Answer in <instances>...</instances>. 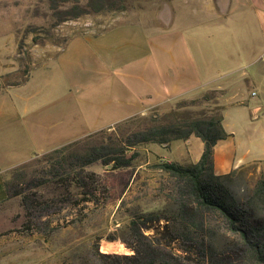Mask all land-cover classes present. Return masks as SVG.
<instances>
[{
  "label": "rangeland",
  "instance_id": "374dc122",
  "mask_svg": "<svg viewBox=\"0 0 264 264\" xmlns=\"http://www.w3.org/2000/svg\"><path fill=\"white\" fill-rule=\"evenodd\" d=\"M178 3L180 0H0V93L25 84L32 76L33 83L13 90L12 96L17 99L35 95L42 84L36 71L50 66L70 41L99 36L119 21L134 20L141 14H145L141 17L145 21L147 14L164 12L169 5L177 7ZM216 3L222 9L221 19L211 17L210 0L182 2L180 19L185 22L188 44L202 72L220 83L227 80L228 84L236 78L259 76L264 62L258 60L261 55L264 57V10L255 0H217ZM91 6L102 9L94 11ZM78 12L80 15L74 17ZM220 97L217 90L199 91L170 103L169 107L154 108L104 128V132L76 140L63 153L55 155L53 159L58 160L94 148H107L108 157L120 156L123 151L127 157L136 153L131 167L114 173L101 162L86 167L87 172L100 177L98 205L76 207L74 202L82 199V191L74 186L67 189L60 179L49 175L51 163L43 158L44 154L30 160L32 164L24 170L8 171L5 180L10 186L20 184L26 189L33 182L41 183L27 194H37L36 199L43 205L42 212H38L36 207L22 208L19 202L0 215V264H100L95 258L97 252L131 253L132 248L125 251L122 241L130 237L132 214L141 211L169 215L175 211L164 191L168 176L155 168L154 162L146 165L149 156L140 152L143 144L134 145V133L152 124L218 119L220 109L213 107ZM263 97L261 92L252 96V105L261 109L260 115H264ZM253 171L252 167L234 171L225 180L241 201L250 198L261 179ZM106 185L109 191L112 185L117 192L128 188L123 198L119 193L109 198L101 192ZM108 198L112 202L106 204Z\"/></svg>",
  "mask_w": 264,
  "mask_h": 264
},
{
  "label": "crops",
  "instance_id": "0c3cea01",
  "mask_svg": "<svg viewBox=\"0 0 264 264\" xmlns=\"http://www.w3.org/2000/svg\"><path fill=\"white\" fill-rule=\"evenodd\" d=\"M183 1L164 12L147 14L145 21L141 14L119 21L99 36L70 41L50 66L36 71L42 84L35 95L12 96L13 90L33 83L32 76L25 84L0 93V215L20 202L17 197L8 198V171L205 89L220 91L217 103L228 134L214 146L215 174L227 176L252 167V174L264 179V115L252 105V96L264 94V62L259 76L236 78L234 83H220L204 74L180 19ZM210 1L211 17L221 19L220 4ZM255 1L264 10V0ZM261 56L258 60H264ZM140 147L149 156L146 165H189L201 160L205 145L191 135L167 146L150 143Z\"/></svg>",
  "mask_w": 264,
  "mask_h": 264
},
{
  "label": "trees",
  "instance_id": "16d2710c",
  "mask_svg": "<svg viewBox=\"0 0 264 264\" xmlns=\"http://www.w3.org/2000/svg\"><path fill=\"white\" fill-rule=\"evenodd\" d=\"M96 6H91L94 11L102 9ZM79 13H75L74 17H78ZM213 108L220 109L218 119L183 120L159 126L152 124L134 133V145L157 143L167 146L172 141L186 140L195 135L204 142V153L196 164H155V168L168 176L169 182L164 191L175 211L169 215L136 211L129 225L130 237L122 241L125 251L131 248L133 251L126 255L97 252L95 258L100 264H264V179L259 180L250 198L241 201L225 184L230 175L215 174L214 146L226 139L228 134L223 127L221 107L216 103ZM73 143L43 155L51 163L47 173L60 179L67 189L74 186L82 191V199L74 202L76 207L98 205L96 194L100 177L94 172H87L86 167L101 162L110 166L109 171L114 173L131 167L136 153L127 157L123 151L120 156L108 157L110 154L105 153L107 148H94L84 154L53 159ZM31 161L12 171L28 168ZM40 184L33 182L25 189L20 184L10 186L6 182L5 187L8 198H19L22 208L36 207V211L42 212L43 203L36 199L38 195L27 194L30 188ZM106 186L101 192L109 198L117 193L123 198L128 188L117 192L114 185L111 191ZM111 202V199H106V204Z\"/></svg>",
  "mask_w": 264,
  "mask_h": 264
}]
</instances>
